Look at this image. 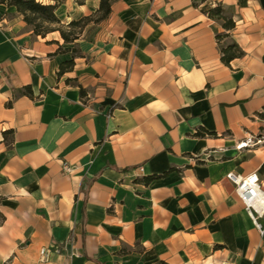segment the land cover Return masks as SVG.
<instances>
[{
	"label": "crops",
	"instance_id": "obj_1",
	"mask_svg": "<svg viewBox=\"0 0 264 264\" xmlns=\"http://www.w3.org/2000/svg\"><path fill=\"white\" fill-rule=\"evenodd\" d=\"M228 173L264 188V0H113L73 43L0 4V264H264Z\"/></svg>",
	"mask_w": 264,
	"mask_h": 264
},
{
	"label": "trees",
	"instance_id": "obj_2",
	"mask_svg": "<svg viewBox=\"0 0 264 264\" xmlns=\"http://www.w3.org/2000/svg\"><path fill=\"white\" fill-rule=\"evenodd\" d=\"M83 0H76V2L82 3ZM113 0H99V8L95 13L90 16L82 17L78 20H73L67 25H62L57 18L55 11L62 3V0H0V4L8 7H14L16 11L22 16L23 21L32 30L35 36L45 37L48 33L58 31L61 39L65 43H73L78 39L82 29L90 24H98L108 17L110 14V8ZM207 15L209 18L215 21L222 22V28L229 32L235 26L233 16L228 14L220 4H216L214 7L208 10ZM216 40L221 42L222 39L229 38V34L222 33L215 35ZM77 51L73 49L72 58L66 62H63L58 71V75H61L65 71H70L74 65V57ZM221 60L224 64L228 65L230 61L235 58H239L243 55V51L240 47L232 41H229L226 45L220 47ZM28 97H33L30 86H26L19 91ZM83 94V91H80ZM10 105V104H8ZM207 132L199 133L196 135H204ZM156 177L144 178V182L148 184Z\"/></svg>",
	"mask_w": 264,
	"mask_h": 264
},
{
	"label": "built area",
	"instance_id": "obj_3",
	"mask_svg": "<svg viewBox=\"0 0 264 264\" xmlns=\"http://www.w3.org/2000/svg\"><path fill=\"white\" fill-rule=\"evenodd\" d=\"M63 169L65 172H70L69 166L64 163ZM226 179L230 182L235 190V193L244 206L248 216L252 220L255 228L260 235L264 234V228L258 222L264 216V188H262L257 174L253 173L248 176H241L235 173L226 174ZM74 250L72 255H75ZM49 251L45 248L39 252L40 261H47Z\"/></svg>",
	"mask_w": 264,
	"mask_h": 264
}]
</instances>
